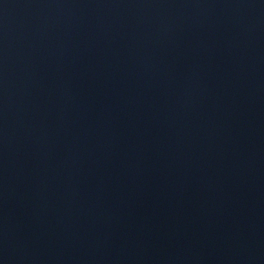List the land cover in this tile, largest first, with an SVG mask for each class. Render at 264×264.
<instances>
[{"label":"water","instance_id":"obj_1","mask_svg":"<svg viewBox=\"0 0 264 264\" xmlns=\"http://www.w3.org/2000/svg\"><path fill=\"white\" fill-rule=\"evenodd\" d=\"M264 221V0H0V264H131Z\"/></svg>","mask_w":264,"mask_h":264}]
</instances>
